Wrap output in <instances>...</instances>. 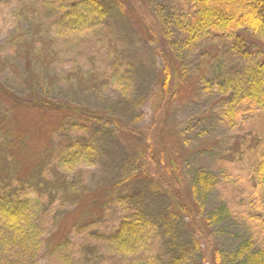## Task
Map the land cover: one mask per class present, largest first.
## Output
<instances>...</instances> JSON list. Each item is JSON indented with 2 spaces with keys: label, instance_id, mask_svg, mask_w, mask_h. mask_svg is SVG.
<instances>
[{
  "label": "rangeland",
  "instance_id": "1",
  "mask_svg": "<svg viewBox=\"0 0 264 264\" xmlns=\"http://www.w3.org/2000/svg\"><path fill=\"white\" fill-rule=\"evenodd\" d=\"M73 1L0 0V82L21 96L33 92L42 99L105 115L87 136H96L97 160L87 167H73L84 168L72 174L80 179L77 185L89 190L98 186L100 190L94 192L105 204L102 209L110 223L120 213L150 217V213H176V199L193 213L228 208L232 215L209 230L194 223V241L201 247L188 264H219L214 258L217 249L234 250L250 233L256 245L264 248V217L260 216L264 215V191L255 189L254 179L264 144V111L255 106L243 107L236 116L230 113L231 89L237 84L243 90L248 87L249 75L264 62V43L247 32L244 52L221 36L194 49L184 47L177 22L181 12L187 11L188 0H96L104 17L97 28L92 27L95 34L92 28H70V18L63 21L65 2ZM119 69L131 82L128 93L113 82ZM168 69L174 72L165 97ZM154 104L161 108L157 113ZM79 119V115L47 108H12L0 96V188L20 187L22 193L24 185L16 177L33 172L46 175L50 186L55 180L59 188L44 191L46 199L52 200L46 207L53 203L46 212L56 218L46 220L48 239L54 243L51 252L45 247L50 245L43 247L41 264H60L52 255L58 240L76 252L68 264H95L102 256L100 240L88 234V228L69 231L77 213H88V205L63 191L61 169H55L81 135L76 127ZM140 150L146 154L142 162L153 157L154 164L146 170L141 163L137 166ZM169 163L175 165L173 174H166ZM200 171L215 178L209 192H201L203 196L193 188ZM155 174L172 175L171 182L163 187L159 179L153 180ZM128 177L132 180L114 186V197L105 196L104 186ZM95 208L90 209L92 213ZM188 224L191 218L184 214L176 217V234L158 231L155 255L167 261L176 251L170 250L167 234L179 235L185 247H191ZM111 232L104 225L98 237ZM83 237L95 240L98 247L80 243ZM162 243L168 246L165 254Z\"/></svg>",
  "mask_w": 264,
  "mask_h": 264
},
{
  "label": "trees",
  "instance_id": "2",
  "mask_svg": "<svg viewBox=\"0 0 264 264\" xmlns=\"http://www.w3.org/2000/svg\"><path fill=\"white\" fill-rule=\"evenodd\" d=\"M188 2L187 11L183 10L184 12H181L177 22L180 31L179 38L184 47L194 49L204 42L221 36L225 39L232 40L234 46L236 45L239 51L242 49L244 52L247 48V45L245 46L244 33L247 32L258 36L264 43V0H188ZM65 6L69 10H67L68 8L66 9L67 11L64 10L65 13L62 19L64 22L68 18H70L68 22L73 20L71 22L72 24L70 23L72 25L70 28H97L100 24L98 21L104 17L101 14L102 10L98 7L100 4L96 0H74L69 5H66L65 2ZM91 33L97 34V31L92 28ZM9 64H11V61ZM173 72V69L170 71L168 69L164 77L163 88L165 97H167V93L169 92L170 76ZM249 76L248 78L250 79L248 80L250 82H248V87L244 88V90L241 89L239 84L234 85V89H231L234 90L231 97H234L230 102V106L232 105L230 113L234 116L239 115L243 107L245 109H251L256 106L264 111V62L259 64L255 72ZM113 82H116L124 93L132 90L131 82L127 77H122L120 69L114 72ZM0 96L9 101L12 108H47L81 116L76 126L81 135L78 134V138H74V141L69 145L71 148L68 155L62 156L58 160V163L55 164V169L57 166L61 169L58 176L62 179L63 191L69 195H73L74 199L83 200L88 205V213H77V219L71 225L69 231L72 232L71 230L76 229L80 233L83 228H88V234L94 237L95 240H100L99 247L101 250L99 251L102 253V256L97 257L99 260L95 259V264L192 263L198 249L201 247L197 240L194 241L193 235L196 231L194 223L201 230H207L210 225L215 226L232 215L228 208H221L214 213H193L185 203L176 199V204L180 207V209L178 207V213L177 211L176 213H166L164 216V213L162 215L150 213L152 217L148 213H120L116 221L110 223V220H108L109 216L102 209V207H105V204H101V200L97 196L98 191L94 192V189H98V186L93 190L87 188L81 189L82 186L77 185L80 180L79 177L74 178L72 175L76 169H84L73 167H87L90 165L89 163L97 160L98 149L94 145L96 136L92 135L89 138L87 136L90 135V130L93 133L92 130L97 126V124L94 125L97 122L96 120H103L105 115L101 112L92 113L88 109L85 110L79 106L75 107L76 105L72 107L60 100L51 101L50 99H42L33 92L28 96H21L1 82ZM160 109L159 106L154 104L156 113ZM232 115L229 117L230 120H233ZM59 130H63L61 126ZM138 152L137 166L141 163L145 165V169L148 165L152 166L154 164L151 162L153 161V157L148 163L147 161L146 163L142 162L146 154L143 150ZM169 165L171 168H167L166 174L175 173V165L173 163H169ZM145 173V171H142L141 174L144 175ZM145 176L147 177L146 174ZM171 176L164 175L160 177L155 174L152 178L155 181L159 179L160 182L158 183L163 186V184L167 185L166 183L171 182ZM16 178L21 182V186L24 185L25 190L22 193L19 190L20 187L19 189H10L7 191H5L3 186L0 188V264H41L43 255H39L43 247L46 244L50 245L45 247L49 248L51 252L50 248L54 243L50 241L52 238L48 239L46 220L53 222L56 218L52 217V213L46 212L51 208L53 203L46 207V204L52 200L46 199L48 198V194L44 191L48 189H53L54 191L57 189L59 191V188L55 185V180L52 186H50L46 175L39 177L34 175V172L24 175L19 174ZM132 178H135V176ZM132 178L128 177L121 181L118 180L117 183L111 186H104L105 196L114 197L117 194V192H112L115 189L114 186L121 182L131 181ZM254 179L255 189L264 191V144L258 154ZM44 180H46V183ZM214 180L215 178L212 174L200 171L194 181L193 188H196L198 194L203 196L201 192H209L214 185ZM35 187L39 189L34 190ZM29 188L30 191H28ZM176 195L178 196V194ZM262 203L264 204V197ZM94 206L96 210L92 213L90 209ZM99 210L103 213H98ZM184 214L191 218V224H188L193 236L190 244L191 247L186 248L183 242L180 241L181 238L179 235L167 234L169 236L167 244L171 248L170 250L176 248V251L171 253L167 261H163L161 256H156L154 252L155 239H158V231L165 230L167 233H172L173 231L176 234V217L183 218ZM260 216L262 218L264 217V215ZM195 218H199L200 220L198 221ZM104 225L108 229L111 228L113 232L98 237ZM66 238L70 239L69 234H67ZM89 238L83 237L80 243L91 244L97 248L98 243L95 240L90 241ZM167 244L162 243V254H165V251L168 250ZM217 251L216 254V249H214V253L216 254L214 258L219 264H264V248L256 245L255 241H253L252 233L246 238H242L234 250L228 251L227 253L220 252L218 249ZM54 252L55 254L52 255L59 259L60 264H68L67 259L76 253H71L70 245L63 240L56 242ZM239 258L244 261L238 260Z\"/></svg>",
  "mask_w": 264,
  "mask_h": 264
}]
</instances>
